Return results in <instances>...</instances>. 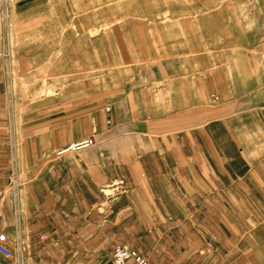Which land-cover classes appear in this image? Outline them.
Masks as SVG:
<instances>
[{
  "label": "rangeland",
  "instance_id": "obj_1",
  "mask_svg": "<svg viewBox=\"0 0 264 264\" xmlns=\"http://www.w3.org/2000/svg\"><path fill=\"white\" fill-rule=\"evenodd\" d=\"M158 1L88 0L87 23L73 24L71 45L58 39L55 63L0 54L11 264H111L120 244L149 264H264V29L242 22L240 0H211L216 47L207 35L195 54L171 55L160 22L135 13ZM206 2L195 9L201 15ZM170 121L195 135L210 121V179L197 166L167 174ZM81 139L92 144L70 148ZM199 148L212 149L185 142L186 152ZM202 177L214 196L199 195ZM239 241L248 254L234 260Z\"/></svg>",
  "mask_w": 264,
  "mask_h": 264
},
{
  "label": "crops",
  "instance_id": "obj_2",
  "mask_svg": "<svg viewBox=\"0 0 264 264\" xmlns=\"http://www.w3.org/2000/svg\"><path fill=\"white\" fill-rule=\"evenodd\" d=\"M158 6L152 7H137L135 13H144L146 21L153 20L160 22L161 30V46H171V55H190L192 49L200 48L206 45L205 40L208 35V45L216 47V29H217V9L212 8V1L208 0L209 10L201 15L195 9H200L201 5L206 0H159ZM157 4V2H154ZM207 3V2H206ZM205 3V4H206ZM240 12L244 14L242 22L255 23L258 22V29H264V0H240ZM215 5V4H214ZM234 2L225 3V13L233 14L237 11L233 10ZM151 10V12L149 10ZM236 10V9H235ZM88 0H0V54L5 56L8 62L16 60L20 61H39V62H56L58 39H65L64 46L72 44L73 24H79L81 31L83 24L87 23ZM199 12V13H198ZM151 14V17H150ZM153 17V15H155ZM207 14V15H206ZM75 15V21L73 20ZM160 20V21H158ZM84 22V23H83ZM232 18H226L224 29L229 28ZM262 23V24H260ZM87 25V24H86ZM84 25V28L87 26ZM257 28V27H256ZM5 32V41L3 39V31ZM23 29L22 33L25 40L16 43V38L21 35L17 30ZM17 31V33H16ZM207 31V33H206ZM264 35V34H263ZM13 45V46H12ZM60 45V43H59ZM65 52V50H64ZM165 52V50H162ZM170 55V50H166ZM214 52H216L214 48ZM14 53V56H13ZM194 54L196 52H193ZM212 51L209 49V54ZM184 58L167 59V60H189ZM192 60H200L199 58ZM2 73L0 76V120L7 118V104L5 102V92L3 90ZM211 121V120H210ZM210 121L205 123L204 128L199 130L195 135L188 130L182 133V128L185 127L183 122L169 123L168 133L170 143L167 152L166 164L168 167L167 174L178 175L184 174L189 169L195 166L199 168L202 175L214 173L213 165H215L216 148L212 144L215 142V135L211 134V129L205 127ZM211 124V123H209ZM202 131V132H201ZM202 133V134H200ZM209 142L212 149L202 151L199 149L186 152L185 142L191 148L200 146L201 140ZM201 187L203 199L209 198L216 194L215 185L201 178ZM0 180V191H1ZM179 186V185H178ZM172 190L168 182V189ZM179 196H189L185 193L183 187L179 186ZM175 198L176 195H173ZM207 196V197H206ZM12 216V203L0 197V230H9ZM235 242L234 260L239 256L248 254V250L240 243ZM9 247L12 249L13 243L8 241ZM203 252V251H201ZM11 257H5L0 253V264H11ZM234 264H243L234 263Z\"/></svg>",
  "mask_w": 264,
  "mask_h": 264
},
{
  "label": "built area",
  "instance_id": "obj_3",
  "mask_svg": "<svg viewBox=\"0 0 264 264\" xmlns=\"http://www.w3.org/2000/svg\"><path fill=\"white\" fill-rule=\"evenodd\" d=\"M91 139H81L70 145L72 149L90 146ZM9 237L6 231L0 230V253L5 257H12V249L8 245ZM111 264H149L148 260L133 247L116 245L111 254Z\"/></svg>",
  "mask_w": 264,
  "mask_h": 264
}]
</instances>
